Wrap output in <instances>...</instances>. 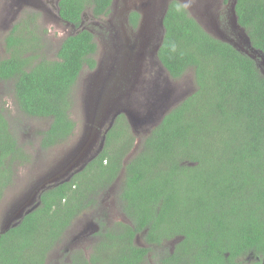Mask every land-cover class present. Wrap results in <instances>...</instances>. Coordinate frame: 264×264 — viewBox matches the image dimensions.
I'll return each mask as SVG.
<instances>
[{"label":"trees","instance_id":"obj_1","mask_svg":"<svg viewBox=\"0 0 264 264\" xmlns=\"http://www.w3.org/2000/svg\"><path fill=\"white\" fill-rule=\"evenodd\" d=\"M113 1L63 0L60 16L79 27L84 12L108 16ZM235 9L252 48L264 54V0H238ZM138 17L131 18L134 27ZM164 28L159 60L173 79L192 71L195 92L164 114L126 167L137 137L119 115L104 150L82 173L44 191L36 210L9 231L0 230V264H49L89 197L112 185L123 168L121 198L130 224L99 232L90 257L81 251L72 264H148L151 249L135 245L137 235L149 245L184 236L164 264H262L264 75L255 60L209 34L178 0L168 6ZM37 35L21 23L12 29L8 56H0V81L14 86L24 116L47 122L39 136L48 151L67 143L77 129L73 90L83 69L97 67L99 45L83 30L68 36L50 58L40 51ZM9 129L0 115V203L18 167L32 159L21 143L23 131ZM119 139L125 141L117 146ZM192 249L197 252L188 259Z\"/></svg>","mask_w":264,"mask_h":264},{"label":"rangeland","instance_id":"obj_2","mask_svg":"<svg viewBox=\"0 0 264 264\" xmlns=\"http://www.w3.org/2000/svg\"><path fill=\"white\" fill-rule=\"evenodd\" d=\"M15 1L16 5L13 9H15V14H18L22 11H18V4L20 3V1ZM116 1V13H112L111 16H113L114 14L118 15L117 10L120 9V5L118 6L120 0ZM139 1L140 0H126V5L128 8H138L140 7ZM182 1L186 3V7L190 11V13L201 22L200 24L207 32H209V34L213 32V34L216 33L221 37L224 36L226 37V39H229L230 31L228 30L227 34L221 33V35L220 28H217L214 24V19H216L215 15L213 17H210L213 18L212 25L207 20H200L202 16H204L201 15L204 14L202 13V10H204L202 9V7L206 5V10V7H208L209 4H204L202 0ZM219 1L220 0H213V5L217 6L219 4ZM159 2L160 0H153L151 2H148L151 8V14L149 16L154 18L152 28L150 30L155 31L156 33L163 31V27L160 21V17H162L163 14L161 10H159L161 9V7L157 6ZM26 8L29 9H27L26 11H22V13L27 16L25 20L35 15L37 16V21L32 17L29 21L26 22L25 27L35 29V32L38 34L37 36L42 37L43 46L41 45L40 51L46 53V55L50 58H54L59 51L60 41L66 34V28L61 23L53 22V20L50 19L49 15L47 13L44 14L40 8ZM9 9L7 7V4L5 3V0H0V56L3 58H6L8 56V53L6 52V37L8 33L18 24V20H13L12 17H8ZM225 18L226 15L223 16L220 21L223 22ZM15 19L18 18L16 17ZM116 21H118V18L111 17L110 19L96 21V23L108 30L111 26L116 25ZM227 24H230L229 19L224 27L230 29L229 27H227ZM35 27H37V29ZM99 33L100 36H97V42L99 45L97 59L100 63L102 62V64L104 60H108V62H111L109 60V55H113L115 53V50L112 49L110 51H107L106 44L109 45V40H112L113 44H116L118 42V39L115 37H110L109 32H104L103 29H100ZM217 35L215 37L226 42L229 41L222 39ZM158 43L159 39L157 38V42H152L148 46L152 47L153 44H157L155 48L153 47L152 52H150L149 49L147 60L149 62V65L145 66L142 69V72L144 73L143 79L145 81L148 80V83L151 85L147 88V91L144 92V90L140 88L143 85L141 80L138 81L137 84L133 81L131 87L135 88V91L132 94L129 93L128 95L129 90H132V88H130L125 95L127 97L123 100V102H119L122 107L128 109L129 112L131 111L134 113L135 120L132 122V124L128 120V123L132 131L135 133V136L137 137L135 147L133 148L131 153L128 154L127 157H125V167L131 160V158L140 153L143 140L147 137V134H149L151 130H153L161 122L164 114L167 113L173 106L178 104L183 98L186 99L196 90L194 74L192 71H189L184 75L183 78L177 80H174L171 76L168 75L166 69L163 68L161 62L158 61L159 57L158 54H156V51L157 53L159 52L158 49H160L163 40H160L159 45ZM240 45L241 49H246V44L242 39ZM120 47H123V45L119 46V50ZM260 62L261 59H259V63ZM256 63L258 62L256 61ZM90 75L91 73L85 70L73 90L74 108L72 111V118L77 123V130L72 136L69 137L67 143L58 145L57 147L51 148L48 151H43L41 149V138L39 136V131L47 126V122L45 120H37L24 116V114H22L18 109L16 99L12 98V96L10 95L5 94V89L8 90L9 86H6V83L0 82V115L5 118L10 129V126H12V128L18 134H20L19 132L23 131L21 143L32 157L30 163H27L25 165L23 164L18 167V172L14 184L11 185L7 190H5L3 199L0 203V229L6 224L7 215L11 212L15 205L21 203L23 200L25 201L26 198L29 197V195H35V198L30 205L31 208L36 210L39 207L40 204L37 199L40 196L37 194L36 188L42 185L41 181H44L50 176L51 180H55L56 174L50 173H52L57 168H63L67 166L72 158L77 154V152L83 147L85 142H87L85 148H88V150L96 146V151L100 149L101 140H99L98 134H96L93 130L97 129V131L100 132L102 128L91 122H89L88 124L89 120L87 119V112L85 113L87 104L86 101L83 100L85 89L89 86L90 83ZM139 77L137 76V78ZM151 93L154 94L153 97H150ZM105 110H107L106 107L104 108V111ZM124 115L126 116V114ZM92 119L93 118H91V121ZM99 135H102V133L100 132ZM91 138H96V142L94 144L91 141ZM124 141L125 140L122 139L117 140V146L123 144ZM69 166L70 164L68 165V167ZM74 169L75 167L70 169L69 172L74 171ZM124 171L125 168L121 170L122 173L119 175L122 178H120L119 181L117 179V182L114 184V186L113 184L109 185L107 188L96 192L95 196L89 197V199L87 200V207L82 210V215H80L74 221V223H72L68 227V230L65 231L64 238L59 242V244L54 246L53 250L51 251L48 257L49 264H72L71 260L73 256L81 252L79 251V246L83 245L86 239L93 240L91 245L86 248L87 251L84 252L86 257H90L91 253L94 252V248L100 240V238L98 237L99 232H105L110 229L113 230L114 227L119 224V222H129L126 215L122 211V205L124 206V202L121 198L123 193V188L121 187L122 180L125 177ZM93 177H95V175H91V177H88V179L93 182L91 179ZM57 182L58 181H52L53 184H56ZM90 222H93L95 225H87ZM96 224H99V229ZM85 227L88 231L87 234L83 237L81 235V232ZM176 240L177 239H174V241ZM134 244L142 247L148 246V244L142 237H138L137 242H135L134 240ZM172 247L173 243L165 244L158 251L151 253V260L148 261L152 264H159V259L161 258L160 255L162 254V252L159 253V251L163 249L165 253L164 255H162L165 256L170 252V249L172 250ZM251 260L252 258L249 257V261H247L251 262Z\"/></svg>","mask_w":264,"mask_h":264},{"label":"flooded vegetation","instance_id":"obj_3","mask_svg":"<svg viewBox=\"0 0 264 264\" xmlns=\"http://www.w3.org/2000/svg\"><path fill=\"white\" fill-rule=\"evenodd\" d=\"M19 1L20 3L18 4V11H21V10L26 11L27 9H29L26 7H34L36 9L40 8L44 14L47 13L49 15L50 19L53 20V22L55 23L58 22L64 25V27L66 28V31H65L66 34L64 35V38L60 41V46L62 42L68 36L76 35L83 30H88L91 33H93L96 37V42H97V36L98 35L100 36V33H99L100 29H103L104 32H109L110 37H113V38L115 37L118 39V42L116 44L114 43L115 45L113 44L112 40H109L110 42L109 45L106 44L107 51H110L112 49L115 50V53L113 55L112 54L109 55V60L111 62H108V60L106 61L104 60L102 64V62L100 63L99 60L97 59L98 65L95 69L91 70L89 68H86V69H83L80 74V77H81V75L83 74L85 70L91 73V75L89 76L90 83H89V86L85 89L83 100L87 101L91 99V102H94L96 105L99 104V108H102L100 103H104L103 99H105V103L108 102L107 105L104 104V106L107 109L105 110L106 112L102 108L103 114L105 113V115H99V112L96 113V111H92V114H94L92 117L94 119H92V121L91 120L88 121V124L89 122H91L102 128L100 131L102 135H99L100 132L97 131V129L93 130L95 131L96 134H98L99 140H101L100 149L96 151V148H97L96 146L88 150L87 148H85L87 144V142H85L83 147L77 152V154L70 161L69 167H68L69 165L68 164L67 166L63 168H57L52 173H50V174H56L55 180L54 179L51 180V176H50L44 181H41L42 185L36 188L37 194L41 196V194L47 189H51L60 184L70 182L75 175L82 173L89 166V164L94 159H96L98 155L104 150L108 131L115 125V122L120 114H123V113L126 114L125 110H123L122 113H117L118 108L116 109L115 107L116 105L119 104V102H123V100L127 97L125 95L127 91L130 88H132L131 87L132 82L134 81V83L137 84V82L141 80L143 85L140 88L144 90V92H146L147 88L151 85L148 83V80L145 81L143 79L144 73L142 72V69L145 66L149 65V62L147 61L149 49H150V52H152L153 47L155 48L157 44H153L152 47H148V46L152 42H157V38L159 39V43H160V40L164 38L165 28L162 25L163 31L157 32V33L155 31L150 30L152 28V23H153L154 18L149 16L151 14V8L148 2L149 1L151 2L153 0H140L139 1L140 7L138 8L137 7L128 8L126 5V0L125 1L120 0L118 4V6L120 5V9L117 10L118 15L114 14L113 16H111L112 13H116L117 1L114 0L111 6V12L108 16L95 17L92 14V12H88V11L84 12L82 14V19H81V23L79 27L74 24L69 23L68 21L64 20L60 16L61 15L60 4L63 0H19ZM172 1L173 0H160L158 5L156 4L158 7L159 6L161 7V9L159 8L158 9L161 10L163 14V16L160 17L161 24L163 23V20L165 19L163 18L164 14L167 13L166 10L168 9V6L170 5ZM178 1L181 2L186 7V3H184V1L182 0H178ZM202 2H204V4H209V6L206 7V10H205L206 5L202 7V9H204L202 10V13L204 14H201V15H204V16H202L200 20L201 21L207 20L212 25L213 18H210V17H213L215 15L216 19H214V24L216 25L217 28H220V34L221 33L227 34V31L228 30L230 31L229 39H226V37L224 36L221 37L220 35H217L216 33L213 34L212 31H211L212 32L211 35L213 37L217 35L218 37H221L222 39L229 40L228 42L229 44H232L233 46L236 44L238 47L237 46H234V47L240 50L241 48V45H240L241 38L240 37L242 33H244V30L239 25L238 26L233 25L231 21V18H232L231 6L235 2V0H220L217 6L213 5V0H202ZM5 3L7 4L8 9L10 8L8 10V17H12L13 20H18L17 22L21 23V25L25 26L26 21H29L32 17L34 18V20L37 21V16L35 15L25 20L27 16H25V14H23L22 11L18 14L17 13L15 14V9H13L16 5L15 0H5ZM134 13L139 15L138 19L136 20V23H137L136 27L132 25V21H131V18L133 17ZM225 15H226V18L224 20L222 19L223 22H221L220 19L223 18V16ZM16 17L18 19H15ZM111 17L118 18L119 22L116 21V25L111 26L108 30L104 28L103 26H99L96 23V21L110 19ZM228 19L230 20V24H227V27H229L230 29L224 27V25H226V23L228 22ZM11 32L12 30L8 33L7 37L9 36ZM41 44L43 46V42H41ZM120 45H123V47H120V50H119ZM97 54L95 55L96 58H97ZM156 54H158L157 51H156ZM158 61L160 62V60ZM168 75L170 76L169 72H168ZM137 76L138 77L141 76V77L137 78ZM174 80H177V79H174ZM0 82L6 83V86L7 85L9 86L8 90L5 89V94L10 95L12 96V98L16 99L15 93H14V86L11 85L10 82H5V81H0ZM134 91H135V88H132V90H129L128 95L129 93L132 94ZM153 95L154 94L151 93L150 97H153ZM182 100H184V98ZM114 118L116 119L115 121H113V125L110 127V123ZM9 130L13 131L14 129L11 127V129ZM91 141L94 144L96 142V138L94 139L91 138ZM73 167H75L74 171L69 172V170L72 169ZM120 178L122 177L119 176L117 178L118 181L120 180ZM117 179L112 183L113 186L117 182ZM52 181H58V182L56 184H53ZM123 185H124V180H122V187ZM123 208L124 206L122 205V211H123ZM127 223L130 224V222H127ZM87 225L93 226L95 224L93 222H90ZM96 226L99 229V224H96ZM87 231L88 230H86V227H85L84 230L81 232L82 233L81 235L84 237L87 234ZM138 237H141V236L137 235L134 239L135 242H137ZM174 239H177V240L174 241ZM171 240L174 242H172ZM92 241L93 240L91 239H86L85 243L79 246V251L86 252L87 251L86 248L89 245H91ZM183 241H184V236L179 235L173 238H170V237H168V239L165 238L162 244L161 243L160 244L153 243L151 245L148 244L146 248L149 247L151 249L147 257L148 260H151L150 259L151 253L158 251L160 248H162L167 243H173L172 250L170 249V253L171 255H173L176 252L177 244L182 243ZM160 252H162L163 255L165 253L163 249L159 251V253ZM196 252H197L196 250L192 249L191 254L187 258L189 259L193 254H196ZM162 254L160 255L161 258L159 259L160 260L159 264H164L161 262V260L164 257ZM263 262H264V259H263ZM263 262L262 264H264ZM186 263L187 262L184 261L182 264H186Z\"/></svg>","mask_w":264,"mask_h":264},{"label":"water","instance_id":"obj_4","mask_svg":"<svg viewBox=\"0 0 264 264\" xmlns=\"http://www.w3.org/2000/svg\"><path fill=\"white\" fill-rule=\"evenodd\" d=\"M237 2H238V0H235V2L231 6V12H232V14H231L232 15L231 21H232V24L235 25V26H238L239 25L238 24V18H237V15H236V9H235V7L237 5ZM165 15H166V13L164 14V17L163 18H165ZM161 25L164 26V20H163V23ZM240 38L246 44V49H241L240 48V51L246 53L253 60L257 61L258 62L257 65L261 69V71H262V73L264 75V54L260 53L259 51L254 50L252 48L251 43H250V40H249V38H248V36L246 35L245 32L242 33V35H241ZM234 46H237V45L235 44ZM259 59H261V62L260 63H259ZM103 102L104 103H100V105L104 109V107H105L104 104L107 105L108 102L105 103V99H103ZM86 104L87 105H86V108H85V113L87 112V117H88L87 119L88 120H91V118H93L92 116L94 114H92V111H96V113L99 112V115H105V114H103L102 108H99V104L98 103H97L98 105H96L94 102H91V99H90V100H87L86 101ZM115 108L116 109L118 108L117 113H122V111L125 110L126 116H127L128 120H129V122L132 124V122L135 120V116H134V113L133 112H131V111L129 112L128 109L122 107L120 104L116 105ZM114 119L111 121L110 127L113 125ZM36 196H37V194H36ZM34 198H35V195H33V196L29 195V197L26 198L25 201L23 200L21 203H18L17 205H15V207L7 215L6 224L4 225V227H2L0 229L1 230V233H5V232L9 231L11 228L16 227L22 221V219L25 217V215H27V214L31 213L32 211H34V209L31 208V206H30L31 203H32V201L34 200ZM37 200H38V202L40 204V197Z\"/></svg>","mask_w":264,"mask_h":264}]
</instances>
